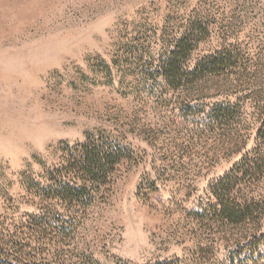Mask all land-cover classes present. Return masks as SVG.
Segmentation results:
<instances>
[{"label":"rangeland","instance_id":"374dc122","mask_svg":"<svg viewBox=\"0 0 264 264\" xmlns=\"http://www.w3.org/2000/svg\"><path fill=\"white\" fill-rule=\"evenodd\" d=\"M263 129L264 0H0V221L67 213L30 185L64 143L102 131L131 153L45 264H264V216L227 223L212 191L264 156ZM237 197L264 204V178Z\"/></svg>","mask_w":264,"mask_h":264},{"label":"trees","instance_id":"16d2710c","mask_svg":"<svg viewBox=\"0 0 264 264\" xmlns=\"http://www.w3.org/2000/svg\"><path fill=\"white\" fill-rule=\"evenodd\" d=\"M187 45L184 39L179 41L162 67L164 75L176 87L184 84L185 77L194 73H189L178 60L189 53ZM208 59L210 61L206 63H211V66H218L220 60H226L219 57ZM202 67L200 74H204L206 69V66ZM261 135L264 137V129ZM61 150L58 164L47 171L45 180L31 181L30 185L37 190L43 204L60 205L67 213L30 214L19 224L0 221V264H45L42 256L49 250L48 246L55 247L76 232V219L80 212L95 201L102 187L112 182L119 164L131 155L124 145L117 143L102 131L87 133L83 142L64 143ZM262 178L264 156L256 154L246 155L229 173L216 181L212 191L217 200L219 218L232 224L262 218L264 204L254 200L241 202L237 197L244 184ZM262 240L264 236L256 238L252 243L258 242L260 245ZM88 259L91 264H101L93 261L92 257ZM117 264L125 263L119 261Z\"/></svg>","mask_w":264,"mask_h":264}]
</instances>
